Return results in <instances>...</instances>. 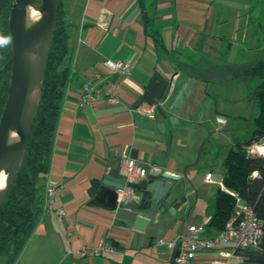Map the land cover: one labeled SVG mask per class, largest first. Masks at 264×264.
Returning <instances> with one entry per match:
<instances>
[{
    "label": "crops",
    "instance_id": "0c3cea01",
    "mask_svg": "<svg viewBox=\"0 0 264 264\" xmlns=\"http://www.w3.org/2000/svg\"><path fill=\"white\" fill-rule=\"evenodd\" d=\"M63 1L70 47L64 67L71 78L64 92L51 169L39 182L44 213L16 264H174L175 251L158 240L181 237L191 225L208 227L218 193L226 191L224 149L228 146L230 151L236 142L223 134L230 115L214 104L208 78L219 75L216 64L226 42L231 43V31L224 27L227 7L234 2ZM229 8L234 10L232 19H238L243 8ZM144 12L153 15L161 27L164 47L146 34ZM260 39L252 50L264 51L262 33ZM108 61L131 63L133 68L120 75ZM156 73L170 82L171 90L160 103L166 118L157 115L150 120L137 108ZM88 82L102 94L94 103L84 104L82 88ZM115 84L120 102L113 105L109 97ZM161 123L166 125L164 133L158 127ZM260 145L264 146V140ZM131 153L148 169L147 178L152 171H162L179 176L184 185L179 198L170 200L174 215L167 213L166 224L151 225L145 231L115 227L112 214L105 209L109 198L102 196L109 189L103 184L106 176L119 170ZM215 175L222 176V182ZM49 184L60 190L52 204ZM210 236L208 227L202 237ZM104 241L116 250L101 256H76L84 247H97ZM221 252L230 257L221 258ZM235 252L231 245L201 251L194 264L218 260L246 264Z\"/></svg>",
    "mask_w": 264,
    "mask_h": 264
},
{
    "label": "trees",
    "instance_id": "16d2710c",
    "mask_svg": "<svg viewBox=\"0 0 264 264\" xmlns=\"http://www.w3.org/2000/svg\"><path fill=\"white\" fill-rule=\"evenodd\" d=\"M14 0H0V120L9 98L12 78L13 52L9 29L11 5ZM149 12H144L146 34L157 46L164 47L161 27ZM64 1L59 0L57 27L48 58L43 97L27 147V160L17 175L0 209V264H16L29 238L44 213L45 200L39 182L51 169L56 130L62 109L64 92L71 74L64 63L70 53ZM246 78L262 80L254 89L259 114L249 140L238 143L227 154L224 162V186L218 193L210 233L225 229L233 216L237 197L251 205L264 222V157L251 155L249 149L264 140V58L244 72ZM97 187L99 184L96 185ZM95 191V189H94ZM237 194L235 197L233 194ZM235 255L246 264H264V236L257 249H238Z\"/></svg>",
    "mask_w": 264,
    "mask_h": 264
},
{
    "label": "water",
    "instance_id": "95a60500",
    "mask_svg": "<svg viewBox=\"0 0 264 264\" xmlns=\"http://www.w3.org/2000/svg\"><path fill=\"white\" fill-rule=\"evenodd\" d=\"M30 8L41 13L40 19L32 24L29 23ZM58 8L59 0H14L11 5L13 67L9 98L0 120V175L6 176L5 187L0 191V209L27 160L28 143L42 102ZM170 90V82L156 73L142 103L157 105V114L165 119L160 103L166 100ZM158 127L165 132L164 123ZM130 157L136 155L131 153ZM216 177L217 182H222V176ZM103 184L109 188L102 196L109 198L105 209L112 214L113 225L137 231L166 224L167 213L174 215L170 200L179 198L184 191L179 176L162 171H152L147 179L130 184L120 170H112ZM126 186L131 187L132 193L121 198L119 191Z\"/></svg>",
    "mask_w": 264,
    "mask_h": 264
},
{
    "label": "built area",
    "instance_id": "2783aa9c",
    "mask_svg": "<svg viewBox=\"0 0 264 264\" xmlns=\"http://www.w3.org/2000/svg\"><path fill=\"white\" fill-rule=\"evenodd\" d=\"M114 73L120 75L128 74L133 65L131 63L112 62L108 61ZM119 85H114V90L110 94L109 102L116 105L119 100ZM101 91L95 89L91 83H85L82 88L81 101L84 104H90L97 101L101 96ZM140 114L147 119L153 120L157 117V105L142 103L137 108ZM251 155H258L264 157V146H252L249 149ZM120 174L127 181V183L135 184L145 180L148 176V169L144 163L135 158H124L120 164ZM60 190L49 184L47 187L48 202L53 203L58 196ZM121 198L126 197L132 193V189L126 186L124 190L119 191ZM233 194V193H232ZM237 197V194H233ZM60 215L64 212L60 211ZM208 232L206 226L191 225L186 234L176 239L166 241L159 239V244H165L176 253L174 264H194L198 254L201 251H211L217 247L231 245L236 250L238 249H257L264 236V222L258 218L254 208L242 202L237 197L234 213L230 221L226 224L224 230L219 233L212 234V236L203 238L202 235ZM115 245L104 241L97 247H84L81 251L76 253V256H101L103 253L114 252ZM221 258H229V253L221 252ZM214 264H226L224 261L218 260Z\"/></svg>",
    "mask_w": 264,
    "mask_h": 264
},
{
    "label": "rangeland",
    "instance_id": "374dc122",
    "mask_svg": "<svg viewBox=\"0 0 264 264\" xmlns=\"http://www.w3.org/2000/svg\"><path fill=\"white\" fill-rule=\"evenodd\" d=\"M225 1L232 3V0ZM233 2L227 7V20L224 27L225 31H231L229 33L231 43L229 44L232 48L230 50L226 42L222 56L216 64L219 66V75H216L217 77L210 75L208 78L205 73L197 71L203 78L209 79L210 93L215 95L214 104H218L221 110L223 109L230 115L228 127L224 129L223 134L225 138L229 135L235 140L236 144L233 146L235 147L238 143H244L250 139L254 120L259 114L254 89L261 84L262 80L252 81L241 72L264 58V51L252 50L259 44L254 42L260 39L261 33L264 37V0H233ZM229 7L243 8L238 12V19H232L234 10ZM236 24L237 27L234 30L233 26ZM237 65L238 67H235ZM255 145L261 146L260 144ZM227 147L224 149L225 158L229 151Z\"/></svg>",
    "mask_w": 264,
    "mask_h": 264
},
{
    "label": "bare ground",
    "instance_id": "6f19581e",
    "mask_svg": "<svg viewBox=\"0 0 264 264\" xmlns=\"http://www.w3.org/2000/svg\"><path fill=\"white\" fill-rule=\"evenodd\" d=\"M41 17V13L36 11L34 8L29 9V23L37 22ZM6 176L4 174L0 175V191L5 187Z\"/></svg>",
    "mask_w": 264,
    "mask_h": 264
},
{
    "label": "snow or ice",
    "instance_id": "6c2138e0",
    "mask_svg": "<svg viewBox=\"0 0 264 264\" xmlns=\"http://www.w3.org/2000/svg\"><path fill=\"white\" fill-rule=\"evenodd\" d=\"M3 41H0V43H2Z\"/></svg>",
    "mask_w": 264,
    "mask_h": 264
}]
</instances>
